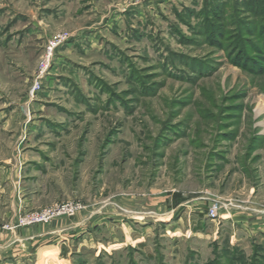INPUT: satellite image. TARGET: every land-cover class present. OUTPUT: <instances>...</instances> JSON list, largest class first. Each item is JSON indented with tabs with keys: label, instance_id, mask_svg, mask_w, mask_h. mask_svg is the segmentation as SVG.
Here are the masks:
<instances>
[{
	"label": "rangeland",
	"instance_id": "1",
	"mask_svg": "<svg viewBox=\"0 0 264 264\" xmlns=\"http://www.w3.org/2000/svg\"><path fill=\"white\" fill-rule=\"evenodd\" d=\"M0 211L13 264H264V0H0Z\"/></svg>",
	"mask_w": 264,
	"mask_h": 264
},
{
	"label": "built area",
	"instance_id": "2",
	"mask_svg": "<svg viewBox=\"0 0 264 264\" xmlns=\"http://www.w3.org/2000/svg\"><path fill=\"white\" fill-rule=\"evenodd\" d=\"M67 37L65 35L56 36L50 38L46 45H45V53L44 57L40 63V73L37 80L34 82L32 87V94L36 93L40 88L41 84L40 81L42 79L43 72L48 68V64L53 56V53L57 46L65 40ZM81 204L79 202H68L64 204H58L49 208H46L39 212H32L27 213L25 216L19 217L20 224H27V223H37V222H49L54 217L61 215V214H68L73 215L79 208ZM220 206L217 203L211 204L208 207L207 215L209 218L216 219L219 215ZM12 228H14L13 222L11 223Z\"/></svg>",
	"mask_w": 264,
	"mask_h": 264
},
{
	"label": "crops",
	"instance_id": "3",
	"mask_svg": "<svg viewBox=\"0 0 264 264\" xmlns=\"http://www.w3.org/2000/svg\"><path fill=\"white\" fill-rule=\"evenodd\" d=\"M12 183V182H11ZM8 204L5 206V212L2 210V219L4 220H10V223L13 222V217L12 216V211H13V204L11 200V205H10V210L7 211L6 208H8ZM0 213V214H1ZM197 218L194 220V226H200L202 225L204 220L203 218L206 216H202V214H196ZM1 216V215H0ZM16 236V232L13 231H8L6 229H3L0 227V264H13V251H14V246H13V240L14 237ZM26 235V234H24ZM38 237V234H32V237Z\"/></svg>",
	"mask_w": 264,
	"mask_h": 264
},
{
	"label": "trees",
	"instance_id": "4",
	"mask_svg": "<svg viewBox=\"0 0 264 264\" xmlns=\"http://www.w3.org/2000/svg\"><path fill=\"white\" fill-rule=\"evenodd\" d=\"M180 195L179 194H175V197H179ZM177 200H179V199H177Z\"/></svg>",
	"mask_w": 264,
	"mask_h": 264
},
{
	"label": "bare ground",
	"instance_id": "5",
	"mask_svg": "<svg viewBox=\"0 0 264 264\" xmlns=\"http://www.w3.org/2000/svg\"><path fill=\"white\" fill-rule=\"evenodd\" d=\"M263 108V107H262Z\"/></svg>",
	"mask_w": 264,
	"mask_h": 264
}]
</instances>
